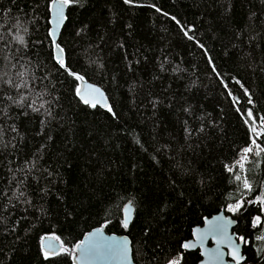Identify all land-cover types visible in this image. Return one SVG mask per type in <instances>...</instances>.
<instances>
[{
  "label": "trees",
  "instance_id": "trees-1",
  "mask_svg": "<svg viewBox=\"0 0 264 264\" xmlns=\"http://www.w3.org/2000/svg\"><path fill=\"white\" fill-rule=\"evenodd\" d=\"M52 2L0 0V76L27 83L0 81V264H74L103 226L130 238L135 264H198L183 245L223 211L245 264H264V0H71L67 68ZM71 73L100 86L112 111L83 103ZM21 94L24 107L7 99ZM45 237L69 251L45 258Z\"/></svg>",
  "mask_w": 264,
  "mask_h": 264
},
{
  "label": "water",
  "instance_id": "water-1",
  "mask_svg": "<svg viewBox=\"0 0 264 264\" xmlns=\"http://www.w3.org/2000/svg\"><path fill=\"white\" fill-rule=\"evenodd\" d=\"M60 3L61 0H53L50 6L51 11V39L54 44V54L55 57L58 54L59 40L61 38V34L67 22V12H68V4L63 7V16L64 19L61 22L59 19L60 12ZM63 58L65 59V54L63 52ZM56 60V59H55ZM57 62V61H56ZM79 81V89L82 94L89 99L91 102L96 104V107H100L103 110H108L110 107V103L107 97L106 92L98 85L87 81L86 79L78 80ZM94 89H99L100 92L97 93ZM102 94V96H101ZM79 99L81 100L80 96ZM82 101V100H81ZM83 102V101H82ZM84 103V102H83ZM90 105V104H88ZM91 106V105H90ZM127 204L124 208V220L126 218L125 209L129 208ZM134 218V208L131 205V218L129 220V227ZM221 225L222 228H218L217 226ZM237 221L223 211L218 215L206 219L203 226L197 227L193 231V238L184 244L192 245L190 248H184L187 252H195L199 251L201 254V261L198 264H245L246 257L244 255V246L245 242L238 237V235L234 232L237 227ZM97 231L102 232V238L106 242H117L122 243L127 241L128 244V258L122 259L113 256H89L82 257L80 252L76 251V247L74 249L73 254V262L74 264H135L133 258V248L131 240L126 235H117V234H109L106 232L105 227L96 228L89 233H87L81 242H88L89 237L92 236L93 233ZM94 240L98 238H93ZM79 242L78 244H80ZM61 242L55 237H45L42 241V249L45 250L47 246V250L49 252V256L57 255L62 252ZM236 250V254L239 259H234L233 253Z\"/></svg>",
  "mask_w": 264,
  "mask_h": 264
},
{
  "label": "snow or ice",
  "instance_id": "snow-or-ice-1",
  "mask_svg": "<svg viewBox=\"0 0 264 264\" xmlns=\"http://www.w3.org/2000/svg\"><path fill=\"white\" fill-rule=\"evenodd\" d=\"M126 2H131V0H126ZM71 3V0H61L60 3V12H59V19L62 22L64 19L63 16V7L67 4ZM174 19V18H173ZM187 35V33H185ZM191 39V37H189ZM17 39L20 41L21 44H24V40L22 37H17ZM58 48V54L55 57L57 63L60 65L61 68H67V64L65 59L63 58V49L59 48V46H57ZM13 67H15V65H13ZM25 75L24 72H18L17 76L23 78ZM71 75H73L75 77L76 80H82L83 77L80 75H77L75 73H71ZM0 81H3V83L8 84L10 87H15L17 89V91H19L20 88H24L27 87V83L26 81L21 82L19 84H14V82L12 81V79H8V80H3V76H0ZM95 92L99 93L100 90L99 89H94ZM76 94L78 96H80L81 100L85 103V104H90L92 107H96V104L91 102L89 99H87L81 92V90L78 88L76 90ZM102 96V94H101ZM7 99L10 100L13 104H15L17 107H24L27 101V97L24 95H20L17 98H14L12 96H7ZM33 104L35 103V101L32 102ZM249 103H251V100L249 101ZM29 107H31V104L28 105ZM41 107H43V105H41ZM33 111L39 112L40 108H33ZM108 111L111 112L112 109L111 107H108ZM48 115H51V112H48ZM247 116L249 118H252L253 121L255 120V118L253 117V113L251 110H249L247 112ZM264 119V118H262ZM246 123H248V121H246ZM203 129H201L202 131ZM252 132L255 133L256 129L252 128ZM251 143L256 144V140H251ZM257 147H260L257 144ZM253 148L252 147H246L243 149V152L245 153V155H243L241 157V160H247L248 153H253ZM261 152H264V147L260 148V152H256L255 155H260ZM237 165L239 167V169H243L244 168V164L240 162V160H238ZM229 172H233L235 169L229 167L227 169ZM235 179L237 181H241L242 177L240 175H236ZM243 187L245 189L251 190L252 189V185L248 182V179L245 177L243 178ZM21 195H23V193H21ZM259 203H264V197H261L259 201H257ZM243 206V202H238L234 207H232L230 209V211H237L239 210L241 207ZM125 213H126V218L124 220V227L126 228L128 226L129 220L131 218V205H129V208L125 209ZM257 221L260 220L259 217L256 218ZM218 228H222L223 226L218 225ZM98 238L96 240H94L93 238ZM55 239H59L58 237H56ZM184 248H190L192 247V245L189 244H184L183 245ZM61 249L63 251H69V249H64L63 245H61ZM76 251L80 252L82 257H89V256H113V257H118V258H122V259H127L128 258V244L127 241H124L122 243H117V242H106L103 240L102 238V232L101 231H97L96 233H93L92 236L89 237L88 242H81L80 244L76 245ZM44 256L45 258H47L49 256V252L47 250V246L45 247L44 250ZM233 257L234 259H239L238 255L236 254V250H234L233 253ZM170 264H178L177 260H173L170 261Z\"/></svg>",
  "mask_w": 264,
  "mask_h": 264
},
{
  "label": "rangeland",
  "instance_id": "rangeland-1",
  "mask_svg": "<svg viewBox=\"0 0 264 264\" xmlns=\"http://www.w3.org/2000/svg\"><path fill=\"white\" fill-rule=\"evenodd\" d=\"M246 161H247V160H240V162L243 163V164H245ZM232 207H234V206H232ZM232 207H230V209H231ZM231 212L234 213L233 211H231ZM235 212H236V211H235ZM175 260H177V261H178V264H179L180 259H175Z\"/></svg>",
  "mask_w": 264,
  "mask_h": 264
}]
</instances>
